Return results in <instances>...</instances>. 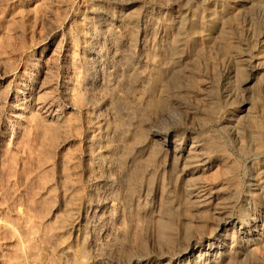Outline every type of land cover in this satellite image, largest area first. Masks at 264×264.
<instances>
[{"label": "rangeland", "instance_id": "374dc122", "mask_svg": "<svg viewBox=\"0 0 264 264\" xmlns=\"http://www.w3.org/2000/svg\"><path fill=\"white\" fill-rule=\"evenodd\" d=\"M201 1L0 0V264H133L140 254L158 255L166 247V238L147 233L139 218L153 204L167 209L176 191V177L158 168L165 154L149 132L167 106L155 82L172 73L155 71L159 75L146 93L150 108L135 115L127 108L139 106L144 85L133 74L123 77L118 67L131 61L152 69L138 49L143 41L159 63L176 50L184 64L203 46L199 41L180 46L187 12L194 9L201 17L206 8ZM253 2L247 17L227 19L224 47L200 57L185 80L194 92L187 108L195 115L183 113L163 125L176 136L205 137L215 146L205 189H224L216 200L232 199L230 210L240 219L247 217L244 201L258 193L251 182L264 150L242 148L224 126L235 116L248 119L242 100L254 106L256 118L264 117V69H254L249 58L262 28L264 0ZM223 4L218 11L240 9ZM127 35L135 44L132 53L124 47L130 58L120 62L115 56ZM175 80L184 86L181 77ZM117 92L122 98L113 95ZM125 127L132 128L129 136L120 133ZM118 136L128 143L119 172L106 164L117 154ZM219 156L229 159L228 166ZM134 159L138 175L129 185ZM176 194L173 199L183 202L182 192ZM154 195L160 202L150 199ZM206 211L210 234L220 215ZM262 257L264 249L257 247L244 264L264 262Z\"/></svg>", "mask_w": 264, "mask_h": 264}, {"label": "bare ground", "instance_id": "6f19581e", "mask_svg": "<svg viewBox=\"0 0 264 264\" xmlns=\"http://www.w3.org/2000/svg\"><path fill=\"white\" fill-rule=\"evenodd\" d=\"M224 1H226L225 5L227 6L229 5L228 1L229 3H237L240 5V9H236V11L233 9L221 11L219 9L220 11H218V6L224 5ZM201 2H203L202 4L206 7L199 13L201 17L194 9H190L187 12V19L185 20L184 26L181 29L182 36L180 35V46L186 48L189 46V44L195 41L201 42L203 46L202 48L200 47L201 49L198 48L195 50L193 56L184 62V64H180L185 60L183 58L176 57V50L173 54H171L170 59L168 58V61L159 63L156 61V56L148 55V50L146 51V45L143 41L142 43L138 44V49L143 54V57L145 56V61L152 67V69L149 70L147 68H142L139 66V63L136 64L131 61H128L126 65L123 63V66L120 64V67H118L121 68L122 71L125 70V72L122 73L120 69H117L122 73L123 77H128L132 74L135 75V77L140 79V81L142 80V84L144 85L143 92H145L141 94H144V97L142 96L143 100H141L139 106L135 105L132 106V108H127V110H129L127 112L135 115L141 111L147 112V109L150 108L148 103L152 97L146 96V93H148L147 91L149 86L151 83H153L155 78L154 76H158L161 74V72L172 73L168 76L169 80L159 79L155 82L161 87L162 97L166 98L164 99L167 102V106L158 112V125L149 129V132L156 138L154 146L159 148L160 151L165 154V161L163 160L161 166L158 168L164 169L165 173L167 172L170 175V179L173 176L176 177V185H173L175 186L174 189H176V191L174 190L171 192V198L167 202V209L166 207L163 209L162 207L158 208V204H153L152 208L146 211V213L139 218L141 223H143L141 226L144 225L143 229L147 231V233H149L150 230L151 233L155 230V233L157 232L158 235L160 234V236L165 237L168 243L166 241V247L163 245L165 249H162L164 248L162 247V252L158 251V255L155 253V255H152L153 252L149 255L140 254V256L135 257L133 264H244L251 258L257 247L259 249L261 248V250L264 249V162L261 164V167L257 168L253 173L251 182V191H258V193L256 195L249 196V198L244 201V207L247 210V217L245 219H240L236 217L230 210L232 199L228 200L223 198V200H219L220 202L216 200L215 196L219 195V193H223L224 189L219 188L214 190V187L211 190L209 188V190L205 189V187L207 188V182L204 174L211 170L214 166V152H217V150L215 151V146L211 145L209 140L205 137H179L176 136L172 130L163 126L165 121H171V119L174 120V118L177 119L176 117H178L180 114L187 113L189 115H195L191 108H187V101L190 102V97L194 96H191V94L194 92L190 91V87L184 85L185 80L187 81V79L193 75L195 66L200 60V57H207L206 54L208 55L209 52L211 53V51L220 50L222 46L224 47L222 43H225L223 40L226 38L225 30L228 28L226 26L227 19H230V17L234 16L235 14L239 17H247L248 10L254 8L255 5L253 0H202ZM259 19L261 21L262 28L259 30L256 36L254 49L255 52L249 56L253 63L252 67L254 69H264V11L260 12ZM125 21L123 22V20H119L118 22L125 23ZM120 41L121 40H119V42ZM122 44L121 45L123 49L116 53L115 56V58L120 62H123L124 60L128 59L127 57H129L126 55L125 48L128 47L129 49V47H133L135 43L131 35H127L126 38L123 39ZM156 70L157 73H159H156L157 75L155 74ZM117 73L119 74V72ZM127 74L129 75L127 76ZM177 77H181L183 79L181 81L183 82L184 86H181L182 83H180V86L177 85L178 83L176 84L178 80L175 79ZM173 92L174 95H172ZM115 94H118V92L114 93L113 95ZM157 95L158 94H156V98ZM118 97L122 98V95L119 93ZM253 107L254 106H252V104H250L248 101L242 100L241 112L249 113L247 116L248 119L243 121L242 116H235L233 119L227 122L224 128L229 132V134H231L235 143L240 144L242 148L246 147L248 144L251 150L257 153H262L264 150V117L256 118L253 114V111L251 112ZM144 114L145 112L143 113V116ZM246 123H248V127L246 126ZM245 126L246 129L248 128L250 131L249 139L245 135ZM131 129L130 127H125L120 133H122L123 136H129ZM135 129L133 128V130ZM123 139L124 138L120 136L119 140H117L119 142L117 146H115L117 151L115 158L111 156L106 158V164L111 168H114L117 172L121 170V163L123 162L121 157L124 153V148L128 147V143L125 144V139ZM136 147L139 150L143 149L142 144ZM100 157H102V155ZM162 157H164V155ZM221 157L223 156L221 155ZM221 157L219 159L218 157L216 158L218 160H222L224 165L228 166L229 159H221ZM136 161L137 160L135 159L133 162L131 161L133 163V167L129 169L131 170L128 173L129 182L126 181L129 183V185H131L133 181L137 179L136 177L138 175L139 168H137L138 163ZM150 171L149 173H151ZM149 173L148 175H150ZM124 185H126V183ZM178 192H182L184 199L183 202L181 200L176 201L177 198L173 199V197L176 196V193ZM150 199L156 203L159 198L156 200V196L154 195ZM158 202L160 201L158 200ZM183 206L185 207L184 211L179 212ZM207 208L209 211L212 210V212L215 214L220 215L218 216V223L216 222L217 226L215 225L216 228H212L213 231H210V234L206 232V225H208L206 224V221L208 220V217L204 215L207 214ZM159 222L165 225L163 227H166L163 231H161L162 228L160 230L157 228ZM181 229H183V233L180 231ZM119 232H122V230L119 229L118 233ZM157 233L155 235H157ZM206 241L207 243H205ZM254 264H264V262H255Z\"/></svg>", "mask_w": 264, "mask_h": 264}]
</instances>
